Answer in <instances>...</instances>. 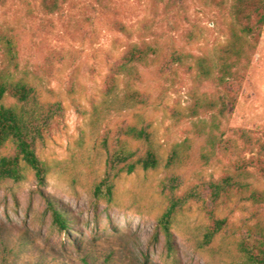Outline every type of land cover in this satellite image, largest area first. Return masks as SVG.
Listing matches in <instances>:
<instances>
[{
	"label": "rangeland",
	"instance_id": "1",
	"mask_svg": "<svg viewBox=\"0 0 264 264\" xmlns=\"http://www.w3.org/2000/svg\"><path fill=\"white\" fill-rule=\"evenodd\" d=\"M232 1L60 0L59 9L48 12L41 0H0V27L13 35L17 51L18 65L10 69L34 87L32 103L45 112L36 150L50 168L44 186L31 169L22 180H0V264L240 263L239 242L247 226L264 221V201L231 194L214 204L206 183L235 172L240 156H253L248 180L264 193V26L254 51L240 62L239 79L228 86L236 102L226 115L191 111L197 98L226 93L201 80L196 61L204 56L214 66L228 46L238 27ZM143 40L161 48L136 83L147 101L136 109H111V68ZM178 54L187 56L184 63L166 64ZM9 64L0 45V68ZM5 103L15 99L7 96ZM136 123L152 131L161 164L127 173L112 163L113 155L118 140H127L123 128ZM211 132L227 149L213 148ZM128 144L135 159L146 149L142 141ZM174 149L182 159L167 166ZM14 150L12 142L0 146V158ZM196 184L204 185L203 196L177 212L171 250L157 219L171 195ZM48 201L65 211L69 230L52 223ZM216 218L226 225L206 242Z\"/></svg>",
	"mask_w": 264,
	"mask_h": 264
},
{
	"label": "trees",
	"instance_id": "2",
	"mask_svg": "<svg viewBox=\"0 0 264 264\" xmlns=\"http://www.w3.org/2000/svg\"><path fill=\"white\" fill-rule=\"evenodd\" d=\"M220 5L223 0H215ZM41 5L48 12H55L60 7V0H41ZM232 14L238 25L237 30L231 33L228 46L222 50L212 64L207 66V58L200 56L196 64L199 68L201 80L208 79L216 82L226 89L225 95L217 99L197 98L191 108L194 115L200 109H217L216 116H225L229 104L236 102V97L228 90V86L239 79V73L244 67L240 64L242 58H248L255 49V43L261 37L264 26V0H233L231 4ZM255 40V42H251ZM0 45L4 49L9 66L0 68V146L12 142L15 146L14 153L0 158V180L13 179L15 181L25 178L27 170L34 171L40 186L47 183L49 166L38 156L36 150L37 137L42 135L43 119L45 112L42 108L32 103L34 87L23 79H15L10 67H17V51L13 35L10 31L0 27ZM249 48V49H248ZM161 48L154 42L140 41L131 44L111 68L107 77L106 102L111 109H136L146 103L143 92L136 87L141 78V68L147 67L159 59ZM186 55H173L165 60L184 63ZM211 67V68H210ZM120 81L124 83L120 89ZM7 96L15 99L14 104H6ZM109 107V108H110ZM217 117H215L216 119ZM216 121V120H215ZM123 134L127 140H118L114 153L113 164H121L122 170L133 173L138 167L145 170L155 169L160 166V157L153 145V133L146 125L128 124L123 128ZM245 138V132H243ZM210 139L213 148L227 149L225 142L211 132ZM129 140L142 141L146 149L138 158H134L136 150L131 147ZM214 153V152H213ZM182 159V154L174 149L170 155L167 166H171ZM255 162V158L240 156L236 162L235 172L227 173L219 179H211L206 183L208 198L216 204L221 199L231 194L239 195L243 199L253 200L256 203L264 201V193L251 187L249 183V167ZM205 187L196 184L183 194L170 196V204L157 219V229L162 232L171 250H174L172 225L179 209L191 199H200ZM111 190V188H110ZM48 208L52 216V223L61 230H69V217L65 211L58 208L57 203L48 201ZM226 225L225 218H216L213 226L205 233L206 242ZM12 256L18 257L20 251L3 248ZM241 261L239 264H264V221H258L254 225L246 227V232L239 242ZM85 260V259H84ZM86 261V260H85Z\"/></svg>",
	"mask_w": 264,
	"mask_h": 264
}]
</instances>
